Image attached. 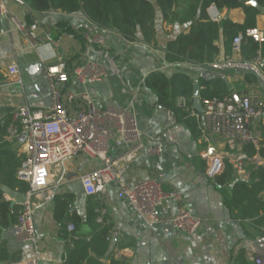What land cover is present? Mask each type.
Wrapping results in <instances>:
<instances>
[{
	"label": "crops",
	"instance_id": "crops-1",
	"mask_svg": "<svg viewBox=\"0 0 264 264\" xmlns=\"http://www.w3.org/2000/svg\"><path fill=\"white\" fill-rule=\"evenodd\" d=\"M5 4L10 14L25 23L35 39V46L16 29L11 20L0 16V144L6 143L1 149L5 151L0 160L26 158L24 140L8 142L4 136L11 126L18 125L16 112L20 106L28 104L41 113L49 110L51 89L45 69L48 64L63 62L70 79L61 85V89L70 115L75 116L87 105L85 95L99 108L115 105L127 109L135 114L141 133L163 147V152L158 155H149L141 150L135 160L116 167L119 180L133 185L158 172H165L164 188L179 193L181 199H168L160 208V215L170 218L179 209L185 208L204 218L202 228L196 234L189 235L167 223L146 224L129 204L127 197L121 195L117 181L111 182L104 194L88 195L80 177L101 168L103 161L79 152L55 167L52 185L57 186L53 199L39 203L35 209L40 264H66L68 255L76 247L75 243L80 238L90 239L93 229L86 221L95 206L93 203H96L94 209L98 213L96 224L110 227L108 251L104 256H95L102 264H255L254 255L264 252V248L258 244L264 238V225H259L255 219H238L234 216L226 204L231 189L227 186L219 188L214 179L207 176V161L202 156L207 148L217 152L224 149L221 151H228L231 157L238 149L228 146L222 137L215 135L211 137V144L205 141L203 122L196 116L201 112L193 99L191 115L199 120L202 133L196 138L186 123L178 121L171 109L158 104L157 96L147 88L145 80L156 71L168 76L185 73L192 77L194 84L197 82L200 85V79H209L217 75L215 70L226 69L230 74L228 83L235 86L244 79L245 69L261 71L262 66L257 67L253 62L246 65L242 62L240 51L234 49L233 55L226 56L222 37L218 41L222 52L212 64L215 70L186 62L169 63L165 53L167 43L179 33H187L190 27L188 24L165 22L160 10L156 15L155 38L152 42H146L141 31L137 40H129L116 29L98 26L83 10L76 13H66L60 9L37 12L31 10L24 0H5ZM220 13L219 21L230 18L243 23L246 18L242 8L223 9ZM28 15H31L30 23L27 21ZM257 27L264 30L262 13L257 17ZM87 34H100L104 41L89 42ZM89 60L104 64L108 76L101 82L83 85L75 79L73 70ZM12 63L18 64L21 82L12 83L9 74ZM200 100L203 107L201 97ZM184 102V98L178 99L179 104L183 105ZM256 128L259 129V123ZM170 133L175 135L176 140L169 139ZM126 149L127 146H117L111 140L108 155L115 158ZM234 176L236 181L246 179L238 178L236 173ZM0 188L4 190L6 200L13 204L23 201L25 193L2 182ZM55 196L72 200L66 219L62 222L56 219ZM74 214L84 222L78 228L71 219ZM99 218L101 221H98ZM70 223L75 225L74 230L68 228ZM3 235L10 252L20 259L32 254L33 246L20 242L14 235L13 227L6 229ZM1 264H9V261Z\"/></svg>",
	"mask_w": 264,
	"mask_h": 264
},
{
	"label": "built area",
	"instance_id": "built-area-1",
	"mask_svg": "<svg viewBox=\"0 0 264 264\" xmlns=\"http://www.w3.org/2000/svg\"><path fill=\"white\" fill-rule=\"evenodd\" d=\"M208 12L214 21H219L221 18L220 10L216 5H211ZM0 16L11 20L16 29L35 46V39L31 36L29 29L21 19L9 13L5 0H0ZM247 35L259 43L264 41V30L258 27L249 29ZM86 38L89 42L104 41L100 34L95 36L87 34ZM242 40V34L234 38L235 51H240ZM262 63L261 56L253 60V64L257 67ZM19 73L18 64L12 63L9 66L12 83L21 82ZM73 76L78 83L89 85L103 81L108 76V71L104 64L89 60L76 66ZM45 77L51 89L49 110L41 113L34 111L28 104L20 106L16 112L18 125L11 126L4 136L5 141L13 142L23 139L25 143L27 156L17 170V177L28 183L29 189L23 201L20 202L22 212L13 226V231L20 242L33 246L30 256L11 260L9 264H40L39 236L34 219L35 209L39 203L53 199L57 186L52 185L55 167L67 157L79 152L92 158L98 157L103 161L101 168L80 177L88 195L104 194L108 185L117 181L121 195L127 197L129 204L146 224L153 226L167 223L179 232L196 234L204 224V218L200 215L185 208L179 209L170 218H163L160 215V208L168 199L176 201L181 199L179 193L170 192L164 188L167 177L165 172H158L133 185L125 184L116 175V167L135 160L141 150L149 155H158L163 152L161 144H157L152 138H146L141 133L135 114L115 105L99 108L85 95L87 105L78 114L72 116L65 107L61 89V85L66 84L70 79L66 64L63 62L48 64ZM196 116L203 122L202 132L208 144H211V137L215 135L222 137L228 146L238 149V152L231 157L228 151L217 152L207 148L202 156L207 161L206 174L209 178L214 179L220 175L226 163L229 162L238 178L247 179L249 164L256 165L264 161L262 156H249L242 149L244 144H253L257 149L264 147L262 133L256 128L258 123H264V97L257 88L246 89L239 94L238 100L234 94L222 99L204 100L203 112ZM169 139L174 141L176 137L170 133ZM111 140L117 146H127V149L115 158L108 155ZM38 166L45 168L46 182L43 185L35 181V168ZM98 221H101V218ZM68 228L74 230L75 225L70 223ZM253 260L255 264H264V252L255 254Z\"/></svg>",
	"mask_w": 264,
	"mask_h": 264
},
{
	"label": "trees",
	"instance_id": "trees-1",
	"mask_svg": "<svg viewBox=\"0 0 264 264\" xmlns=\"http://www.w3.org/2000/svg\"><path fill=\"white\" fill-rule=\"evenodd\" d=\"M249 1L251 0H24L31 10L37 12L60 9L66 13H76L83 10L98 26L116 29L132 41L138 39V32L141 31L143 39L146 42H152L156 35V15L160 10L165 22L188 24L190 27L187 33L181 32L167 43L166 60L169 63L186 62L208 69H214L212 64L218 60L222 52L218 45L221 37L225 55L229 57L233 55V40L239 34L243 35L240 48L242 62L251 65L258 56H261L262 62L264 61V41L259 43L247 35L249 29L257 27V17L261 13L256 7L248 6ZM257 2L264 7V0H257ZM211 5H216L220 10L242 8L246 14L245 21L238 23L230 18L213 21L208 14ZM27 18L30 23L31 15ZM261 66V71L245 69L244 79L237 82L235 86L228 83L227 77L230 74L226 69L222 71L214 69L217 75L209 79L202 78L199 81L200 86H204L199 90L202 101L213 98L222 99L234 92L240 94L250 87L257 88L264 97V65ZM145 85L157 96L158 104L163 108L171 109L178 121L186 123L196 138L202 135L199 120L191 115L194 99V80L191 76L185 73L168 76L164 72L156 71L147 76ZM182 98L185 105L178 103V99ZM259 130L264 138V123H259ZM5 145L6 143L0 144V159L5 151L1 149ZM242 149L249 156L260 155L264 158V147L257 149L253 144H244ZM24 160L25 158L0 160V182L21 193H26L29 189V184L17 177V170ZM248 170L247 179L236 181L235 170L228 162L224 171L214 178V182L219 188L227 186L231 189L230 196L226 198V204L236 218L255 219L259 225H264V161L249 166ZM54 200L56 219L62 222L66 219L72 200L60 196H55ZM92 205L96 206V203ZM94 207L86 221L93 229L91 237L89 240L80 238L75 243L76 247L68 255L66 264H83L84 262L102 264L95 256H104L108 251L107 237L110 227L96 224L98 213L95 212ZM21 212L22 206L6 200L4 190L0 188V264L20 259L17 254L11 253L8 249L3 232L17 223ZM71 219L77 228L84 223L83 219L76 214Z\"/></svg>",
	"mask_w": 264,
	"mask_h": 264
},
{
	"label": "water",
	"instance_id": "water-1",
	"mask_svg": "<svg viewBox=\"0 0 264 264\" xmlns=\"http://www.w3.org/2000/svg\"><path fill=\"white\" fill-rule=\"evenodd\" d=\"M247 5L256 7L258 10H260V12L262 14H264V7H261L260 4L257 2V0L249 1V2H247ZM262 65H264V61H263ZM199 89H200V85L196 82L194 84V102H195L196 107L202 113L203 112V107H202L201 100H200V97H199ZM234 96L236 97L237 100L239 99V95L236 92L234 93ZM258 244H259L260 247L264 248V238L259 240ZM170 264H175V263L171 262Z\"/></svg>",
	"mask_w": 264,
	"mask_h": 264
},
{
	"label": "clouds",
	"instance_id": "clouds-1",
	"mask_svg": "<svg viewBox=\"0 0 264 264\" xmlns=\"http://www.w3.org/2000/svg\"><path fill=\"white\" fill-rule=\"evenodd\" d=\"M56 69H53V71ZM44 155V154H42ZM45 168L43 166H38L35 168V181L40 184L43 185L46 181H45Z\"/></svg>",
	"mask_w": 264,
	"mask_h": 264
},
{
	"label": "rangeland",
	"instance_id": "rangeland-1",
	"mask_svg": "<svg viewBox=\"0 0 264 264\" xmlns=\"http://www.w3.org/2000/svg\"><path fill=\"white\" fill-rule=\"evenodd\" d=\"M221 150H224V149H221ZM221 150H220V151H221ZM225 150H226V149H225Z\"/></svg>",
	"mask_w": 264,
	"mask_h": 264
},
{
	"label": "snow or ice",
	"instance_id": "snow-or-ice-1",
	"mask_svg": "<svg viewBox=\"0 0 264 264\" xmlns=\"http://www.w3.org/2000/svg\"><path fill=\"white\" fill-rule=\"evenodd\" d=\"M54 71H56V70H54Z\"/></svg>",
	"mask_w": 264,
	"mask_h": 264
}]
</instances>
